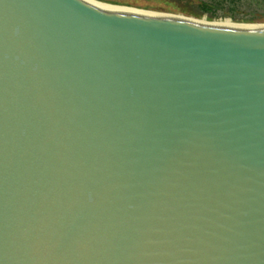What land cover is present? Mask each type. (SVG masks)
I'll use <instances>...</instances> for the list:
<instances>
[{
    "label": "water",
    "instance_id": "water-1",
    "mask_svg": "<svg viewBox=\"0 0 264 264\" xmlns=\"http://www.w3.org/2000/svg\"><path fill=\"white\" fill-rule=\"evenodd\" d=\"M150 9L0 0V264H264V22Z\"/></svg>",
    "mask_w": 264,
    "mask_h": 264
},
{
    "label": "trees",
    "instance_id": "trees-1",
    "mask_svg": "<svg viewBox=\"0 0 264 264\" xmlns=\"http://www.w3.org/2000/svg\"><path fill=\"white\" fill-rule=\"evenodd\" d=\"M190 0H183L188 2ZM184 8H191L187 3ZM198 10L213 13L256 14L264 16V0H198Z\"/></svg>",
    "mask_w": 264,
    "mask_h": 264
},
{
    "label": "bare ground",
    "instance_id": "bare-ground-1",
    "mask_svg": "<svg viewBox=\"0 0 264 264\" xmlns=\"http://www.w3.org/2000/svg\"><path fill=\"white\" fill-rule=\"evenodd\" d=\"M102 4H106L109 6H115L118 8H129V9H143V8H138V7H132V6H127V5H122V4H117L111 1L107 0H94ZM173 11V12H186L189 14H194V15H200L204 17H216V18H221V19H230V20H235V21H255V22H264V16L262 15H256V14H235V15H228L225 13H213V12H207L203 10H179V9H150V11Z\"/></svg>",
    "mask_w": 264,
    "mask_h": 264
},
{
    "label": "rangeland",
    "instance_id": "rangeland-1",
    "mask_svg": "<svg viewBox=\"0 0 264 264\" xmlns=\"http://www.w3.org/2000/svg\"><path fill=\"white\" fill-rule=\"evenodd\" d=\"M117 4L140 7V8H157V9H179V10H197L198 0H107ZM188 4L191 8H184L183 4Z\"/></svg>",
    "mask_w": 264,
    "mask_h": 264
}]
</instances>
